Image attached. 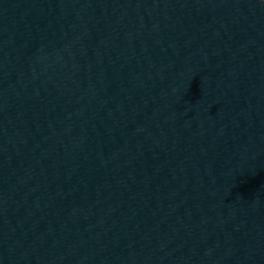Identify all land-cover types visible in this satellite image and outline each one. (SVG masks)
<instances>
[{
  "label": "water",
  "instance_id": "1",
  "mask_svg": "<svg viewBox=\"0 0 264 264\" xmlns=\"http://www.w3.org/2000/svg\"><path fill=\"white\" fill-rule=\"evenodd\" d=\"M0 264H264V0H0Z\"/></svg>",
  "mask_w": 264,
  "mask_h": 264
}]
</instances>
